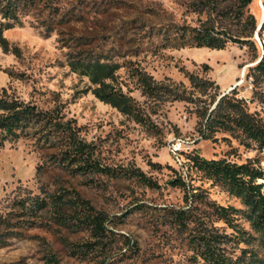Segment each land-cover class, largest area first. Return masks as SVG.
Returning a JSON list of instances; mask_svg holds the SVG:
<instances>
[{
	"label": "rangeland",
	"instance_id": "1",
	"mask_svg": "<svg viewBox=\"0 0 264 264\" xmlns=\"http://www.w3.org/2000/svg\"><path fill=\"white\" fill-rule=\"evenodd\" d=\"M54 1L52 10H26L5 32L19 54L0 45V87L70 121L77 135L93 144L97 160L116 171L72 174L50 163L47 154L53 150L37 138L6 142L0 146V215L19 212L18 201L28 196L74 190L107 216L106 235L57 223L53 212L45 211L21 233L11 232L17 230L14 226H0V264H194L186 234L160 219L165 206L184 204L183 191L171 180L183 175L201 183L199 174L188 169L195 154L264 166V150L241 131L218 130L209 138L202 134V114L225 93L242 99L249 112L264 119V81L255 86L248 74L263 51L257 0L245 8L257 22L249 41H231L223 49L169 46L163 33L172 32L174 25L210 23L236 33L242 27L234 16L241 0ZM259 37L264 38V19ZM86 38L92 44L80 45ZM89 49L108 52L123 64L119 81L145 110L151 127L100 100L88 89V76L72 69L73 56ZM135 68L177 87L188 99L144 94L132 75ZM190 73L213 84L204 93ZM137 168L158 185L141 182L131 173ZM204 185L210 198L241 206L221 187ZM217 225L231 232L222 221Z\"/></svg>",
	"mask_w": 264,
	"mask_h": 264
},
{
	"label": "trees",
	"instance_id": "2",
	"mask_svg": "<svg viewBox=\"0 0 264 264\" xmlns=\"http://www.w3.org/2000/svg\"><path fill=\"white\" fill-rule=\"evenodd\" d=\"M251 2L241 0V7L234 16L242 27L236 33L220 28L215 23L174 25L172 32L164 30V41L166 45L174 47L212 49H223L231 41L247 43L257 27L254 15L246 14L245 11ZM56 6L54 0H0V45L7 52L19 54L18 48L10 43L5 32L21 21V15L26 10H52ZM82 44L91 45L92 42L86 38L81 40ZM122 65L115 62L108 52L94 49L81 50L71 60L72 69L88 76L92 83L88 89L100 100L151 127L152 122L145 110L119 81L117 73ZM249 74L253 76L255 86L264 81V55ZM132 75L148 96L188 99L177 87L157 82L144 70L135 68ZM188 76L204 93L213 84V81L194 73ZM202 115V134L205 138L218 130H239L247 140L256 143L261 151L264 150V119L249 112L245 102L234 94L221 95L216 106L207 108ZM29 137L37 138L41 145L51 148L53 151L47 154L50 163L69 173L113 174L116 171L97 160L93 144L81 139L70 121H64L51 111L40 110L30 101L11 96L0 87V146ZM188 169L199 174L201 183L196 184L195 178L190 176L188 179L183 175L171 180L172 185L183 191L184 204L165 206L160 219H167L180 233L186 234L194 264H264V166L260 162L238 163L224 157L209 159L195 154L190 157ZM131 173L146 185H158L140 168L133 169ZM205 182L221 187L230 196L240 200L241 206L221 204L210 198ZM17 206L19 212H12L6 217L0 215V226L17 228L11 229V232L21 233L22 229L35 226L38 216L50 210L57 223L87 228L96 237L106 235L107 216L74 190L28 196L19 200ZM219 221L231 232L218 226ZM245 222L249 223V228L244 225ZM237 248L240 249L239 253H236Z\"/></svg>",
	"mask_w": 264,
	"mask_h": 264
},
{
	"label": "built area",
	"instance_id": "3",
	"mask_svg": "<svg viewBox=\"0 0 264 264\" xmlns=\"http://www.w3.org/2000/svg\"><path fill=\"white\" fill-rule=\"evenodd\" d=\"M263 19L264 18H262V21H261V23H260V25L258 26V28H257V37L259 38V42H260V44H261V46H262V48H263V51H262V55L260 56V58L258 59V61H260L261 60V58L263 57V55H264V38H260L259 37V30H260V28H261V26H262V24H263ZM257 61V62H258ZM249 74V73H248ZM251 76V75H250ZM251 78H252V80H253V83H254V79H253V76H251ZM180 145H181V143H179V144H174V148H179L180 147Z\"/></svg>",
	"mask_w": 264,
	"mask_h": 264
},
{
	"label": "bare ground",
	"instance_id": "4",
	"mask_svg": "<svg viewBox=\"0 0 264 264\" xmlns=\"http://www.w3.org/2000/svg\"><path fill=\"white\" fill-rule=\"evenodd\" d=\"M257 6L259 7L260 9V12H261V19L264 18V9L262 7V0H257Z\"/></svg>",
	"mask_w": 264,
	"mask_h": 264
}]
</instances>
